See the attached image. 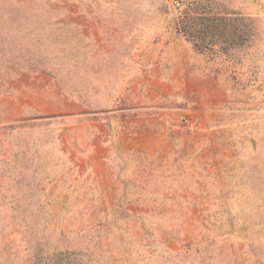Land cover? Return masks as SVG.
<instances>
[{
  "label": "rangeland",
  "instance_id": "374dc122",
  "mask_svg": "<svg viewBox=\"0 0 264 264\" xmlns=\"http://www.w3.org/2000/svg\"><path fill=\"white\" fill-rule=\"evenodd\" d=\"M172 1L0 0V264H264V0ZM174 32L239 92L221 161L158 124Z\"/></svg>",
  "mask_w": 264,
  "mask_h": 264
},
{
  "label": "crops",
  "instance_id": "0c3cea01",
  "mask_svg": "<svg viewBox=\"0 0 264 264\" xmlns=\"http://www.w3.org/2000/svg\"><path fill=\"white\" fill-rule=\"evenodd\" d=\"M112 28L116 30V27ZM132 36V31H126L124 36L126 43L130 41V47L133 46ZM172 36L168 40L157 41L159 51L146 57L144 62L147 66L148 95L159 98L158 124L165 126V123L183 121L195 129L196 145L207 140L215 151L213 158L218 161L226 159L222 152L228 135L240 125L238 121L229 119L232 111L226 106L231 103V97L239 92L223 74L221 65L196 53L190 43L177 37L176 32ZM83 37L86 41L93 39L100 46L106 42L96 31H93V37L85 31ZM124 61L130 65V71L124 72L125 78L129 79L133 56L126 55Z\"/></svg>",
  "mask_w": 264,
  "mask_h": 264
},
{
  "label": "built area",
  "instance_id": "2783aa9c",
  "mask_svg": "<svg viewBox=\"0 0 264 264\" xmlns=\"http://www.w3.org/2000/svg\"><path fill=\"white\" fill-rule=\"evenodd\" d=\"M172 8L174 10H180L181 9V2L179 0H173L172 1Z\"/></svg>",
  "mask_w": 264,
  "mask_h": 264
}]
</instances>
